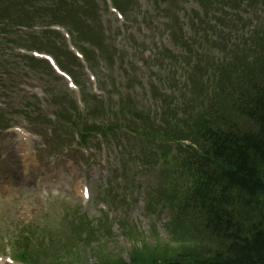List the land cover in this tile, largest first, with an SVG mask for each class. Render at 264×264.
Returning a JSON list of instances; mask_svg holds the SVG:
<instances>
[{"label": "rangeland", "instance_id": "obj_1", "mask_svg": "<svg viewBox=\"0 0 264 264\" xmlns=\"http://www.w3.org/2000/svg\"><path fill=\"white\" fill-rule=\"evenodd\" d=\"M114 1L130 22L120 32L103 0H97L99 11L95 4L87 11L73 6L61 22L78 31L74 43L81 50L89 44L98 57L102 51L108 69L103 74L96 70L102 97L92 95L61 42L42 33L35 39L21 35L26 48L54 54L74 73L84 88L81 119L68 101L72 97L66 99L65 88L44 69L35 75L48 84L52 105L46 112L57 117L48 122L46 112L37 111V103L16 86L32 76V69L22 58L1 57L3 69L15 77L5 84L3 96L9 103L0 111V128L53 129V135L35 143L42 167L32 170L31 177L64 168L61 157L66 153L77 165L89 157L77 150L72 135L82 136L84 126L107 135L104 149L98 148L94 132L85 146L98 164L103 159L98 157L105 156L111 166L99 164L100 180L91 178L86 202L73 192H38L32 179L16 184L21 173L17 142L12 135H0V255H12L20 264H164L199 245L190 223H173L166 208L167 201L191 186L176 158L191 145L186 136L194 118L206 110L204 97H212V86L206 88L214 76L209 70L221 66L213 78L215 88L228 86V70L243 84L251 71L243 76L238 68H249L252 56L264 54V0ZM78 176L70 183L75 185Z\"/></svg>", "mask_w": 264, "mask_h": 264}, {"label": "trees", "instance_id": "obj_2", "mask_svg": "<svg viewBox=\"0 0 264 264\" xmlns=\"http://www.w3.org/2000/svg\"><path fill=\"white\" fill-rule=\"evenodd\" d=\"M4 2L8 7L0 14L24 26L46 18L64 22L59 17L77 7L74 0ZM91 5L87 1L78 7L87 11ZM256 54L249 68L237 70L243 76L251 71L243 84L228 70V86L215 88L213 78L221 66L208 72L214 74L206 84L212 86V97L203 96L206 110L194 118L186 136L191 145L176 158L191 186L181 191L175 217L190 223L199 245L164 264H264V54Z\"/></svg>", "mask_w": 264, "mask_h": 264}, {"label": "bare ground", "instance_id": "obj_3", "mask_svg": "<svg viewBox=\"0 0 264 264\" xmlns=\"http://www.w3.org/2000/svg\"><path fill=\"white\" fill-rule=\"evenodd\" d=\"M17 180H18L17 183H18L19 185H23V184H25V182H26V180H23L20 176H19V177L17 176ZM17 183H16V184H17ZM18 184H17V185H18Z\"/></svg>", "mask_w": 264, "mask_h": 264}]
</instances>
